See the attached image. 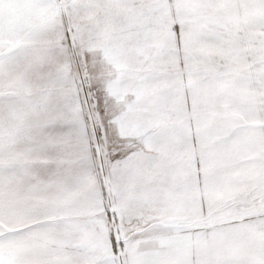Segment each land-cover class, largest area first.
<instances>
[{
	"label": "snow or ice",
	"instance_id": "snow-or-ice-1",
	"mask_svg": "<svg viewBox=\"0 0 264 264\" xmlns=\"http://www.w3.org/2000/svg\"><path fill=\"white\" fill-rule=\"evenodd\" d=\"M0 264H264V0H0Z\"/></svg>",
	"mask_w": 264,
	"mask_h": 264
}]
</instances>
